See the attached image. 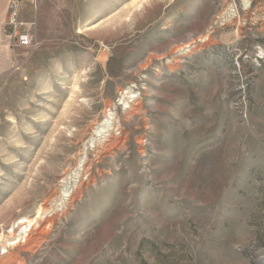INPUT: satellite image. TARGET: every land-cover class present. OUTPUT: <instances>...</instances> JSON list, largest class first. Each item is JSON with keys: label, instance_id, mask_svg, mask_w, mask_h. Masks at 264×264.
Instances as JSON below:
<instances>
[{"label": "rangeland", "instance_id": "rangeland-1", "mask_svg": "<svg viewBox=\"0 0 264 264\" xmlns=\"http://www.w3.org/2000/svg\"><path fill=\"white\" fill-rule=\"evenodd\" d=\"M19 15L33 42L0 47V233L41 207L51 225L0 264H228L244 226L234 254L264 264V0H21ZM115 106L124 146L97 160ZM82 161L96 183L67 209Z\"/></svg>", "mask_w": 264, "mask_h": 264}, {"label": "bare ground", "instance_id": "bare-ground-1", "mask_svg": "<svg viewBox=\"0 0 264 264\" xmlns=\"http://www.w3.org/2000/svg\"><path fill=\"white\" fill-rule=\"evenodd\" d=\"M208 39V36L201 37L199 40H192L188 44L180 46L176 49V51L173 52L175 57L174 61L177 63L184 62V56L187 51L192 48H196V44H198L199 42H207ZM134 98L135 96L131 91H125L122 93L120 101H122V106H124L125 111L133 110L134 105H136V102L139 101V99ZM116 110L117 107L115 106L104 113L101 123L98 125L97 128L94 129L93 135L90 137V140L88 142L89 149H93V152L96 153L95 157H97V160L102 158L105 154L109 153L112 149H122L121 147L124 146V144H122L124 142L121 143V141L116 139L117 136L115 138L114 136H112V131L115 129L116 126L119 127L121 125L120 123H122L123 121H121V118L118 117ZM135 110L139 112V109ZM129 117L131 116H128L125 119L128 120ZM144 142L141 141V143L143 144ZM92 166L93 163L89 161H85L82 163L81 170L77 176V181L75 182L76 189L73 191V193L68 190V185L72 184L73 182L70 179L68 180L67 178L63 180L62 183L66 182L65 186L67 188L63 192V198L68 201L67 209L71 207L76 200H79L82 197L85 188H87L90 184L96 183V179L92 176L91 173ZM84 176L88 177L86 179V183L84 182L85 180L83 181ZM44 208L41 207L33 218H21L17 223H14L11 231H5L3 228L1 229L0 260H2L4 256L10 255L12 251L15 252L21 246L32 247V243L37 245L41 241H43L44 236L47 232L46 227L48 226V224L51 223V221L48 220L46 217L48 211L46 212V208ZM16 229L18 231H22V236L17 237L15 235ZM15 261L16 259H14V262Z\"/></svg>", "mask_w": 264, "mask_h": 264}, {"label": "built area", "instance_id": "built-area-1", "mask_svg": "<svg viewBox=\"0 0 264 264\" xmlns=\"http://www.w3.org/2000/svg\"><path fill=\"white\" fill-rule=\"evenodd\" d=\"M20 3L21 0H10L9 7H8V16H7V22L4 26V35L6 36L7 39L10 41H13L14 46L18 47H30L32 45L33 39L30 35V33L25 30L21 31V28L24 27V24L20 22ZM7 30H10L11 33L8 34ZM17 30H20V34L17 35ZM128 91H131L133 95L135 96L134 99H139L141 97L142 90L139 88V86H130L128 87ZM122 92V91H121ZM121 99V97H120ZM120 100L118 101L119 107L123 109L124 111V106L122 107L120 104ZM120 135V134H119Z\"/></svg>", "mask_w": 264, "mask_h": 264}, {"label": "crops", "instance_id": "crops-1", "mask_svg": "<svg viewBox=\"0 0 264 264\" xmlns=\"http://www.w3.org/2000/svg\"><path fill=\"white\" fill-rule=\"evenodd\" d=\"M9 3H10V0H0V47H1V44L4 38V26L7 22ZM237 229L236 230L232 229L230 232L231 234L227 237V239L226 237L224 238V247L222 248L223 250L221 252L223 255L220 257L221 259L223 258L222 261H224L225 259L227 260L234 259L231 263H228V264H247V263H244V261L241 262L242 256L240 257L234 253H235V248H237V246H240V245L245 246L248 244V242L252 239L251 232L247 230L246 226H244V230H243L244 235L240 236L237 234V231H240V230H237ZM209 244L211 245V242H209ZM228 252L231 254H225Z\"/></svg>", "mask_w": 264, "mask_h": 264}]
</instances>
